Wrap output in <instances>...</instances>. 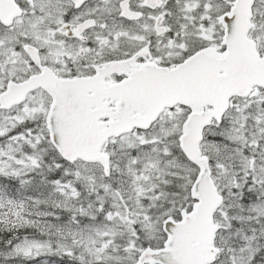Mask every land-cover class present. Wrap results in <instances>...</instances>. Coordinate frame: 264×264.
<instances>
[{
	"label": "snow or ice",
	"instance_id": "1",
	"mask_svg": "<svg viewBox=\"0 0 264 264\" xmlns=\"http://www.w3.org/2000/svg\"><path fill=\"white\" fill-rule=\"evenodd\" d=\"M0 264H264V0H0Z\"/></svg>",
	"mask_w": 264,
	"mask_h": 264
}]
</instances>
